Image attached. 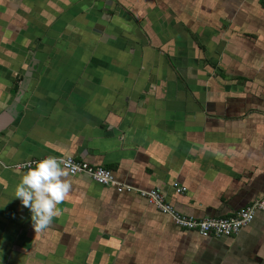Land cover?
Listing matches in <instances>:
<instances>
[{
  "label": "crops",
  "instance_id": "crops-1",
  "mask_svg": "<svg viewBox=\"0 0 264 264\" xmlns=\"http://www.w3.org/2000/svg\"><path fill=\"white\" fill-rule=\"evenodd\" d=\"M73 156L42 233L15 188ZM185 188L184 191L178 189ZM264 202L262 0H0V264H264V211L235 236L181 228Z\"/></svg>",
  "mask_w": 264,
  "mask_h": 264
},
{
  "label": "clouds",
  "instance_id": "clouds-1",
  "mask_svg": "<svg viewBox=\"0 0 264 264\" xmlns=\"http://www.w3.org/2000/svg\"><path fill=\"white\" fill-rule=\"evenodd\" d=\"M28 170L22 175L15 188V198L21 200L23 207L30 209L32 227L35 233H42L52 226L53 218L62 215L58 207L69 199L76 165L70 160L47 156L42 160L23 165Z\"/></svg>",
  "mask_w": 264,
  "mask_h": 264
},
{
  "label": "built area",
  "instance_id": "built-area-1",
  "mask_svg": "<svg viewBox=\"0 0 264 264\" xmlns=\"http://www.w3.org/2000/svg\"><path fill=\"white\" fill-rule=\"evenodd\" d=\"M262 1L264 2V0ZM61 158L68 159L70 160L71 164L77 166L74 174L70 175H88L102 185L117 187L119 191L135 190L128 185H123L118 182L115 179L113 172L104 166H94L88 162L77 160L73 156H65ZM38 160L42 159H33L31 161L25 162L20 165V168H26L23 167V165L30 162L31 166L34 167L35 162ZM178 190L182 192L185 190V188L180 187ZM137 191L143 198L156 206L162 213L170 215L176 225L185 229H194L203 237L235 236L243 229V227L247 226L253 221L258 210L264 211V202L261 201L240 210L237 214L231 217L197 219L180 213L173 205L166 201L165 193L159 189Z\"/></svg>",
  "mask_w": 264,
  "mask_h": 264
}]
</instances>
